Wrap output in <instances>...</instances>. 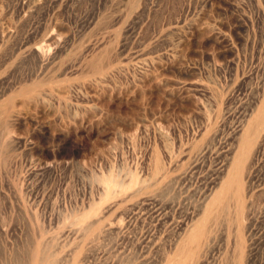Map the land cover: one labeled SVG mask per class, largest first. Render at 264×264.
<instances>
[{"label": "rangeland", "instance_id": "rangeland-1", "mask_svg": "<svg viewBox=\"0 0 264 264\" xmlns=\"http://www.w3.org/2000/svg\"><path fill=\"white\" fill-rule=\"evenodd\" d=\"M263 109L264 0H0V264H264Z\"/></svg>", "mask_w": 264, "mask_h": 264}, {"label": "bare ground", "instance_id": "bare-ground-1", "mask_svg": "<svg viewBox=\"0 0 264 264\" xmlns=\"http://www.w3.org/2000/svg\"><path fill=\"white\" fill-rule=\"evenodd\" d=\"M31 52H32V54H34L36 62L39 65L38 77H41V78H39L37 81H33L31 84H28V85L25 84L23 86V88L21 89V92L18 93V96L24 98L25 100H31L32 98H35V97H37V98L45 97L46 92L48 91L46 89L49 86L48 84H53L54 82H56V80H54V79H56V77L54 76L53 70H54V68L57 69V67L53 66L54 68L50 69L49 66H45L46 65V64H44L45 57H46V55H44L45 52L43 53V50H41V49H36L34 51H31ZM103 67H105V66H103ZM59 74H61V73H59ZM46 85H47V87H45ZM263 111H264V109H263ZM260 113H264V112H260ZM263 120H264V114H257L256 118L254 119V122H253L254 127L252 126L253 124H251V127H252L251 128L249 126L250 122H248L247 124H245L246 125L245 128L242 127L240 130V133L237 134V137L235 138V141L237 143V147L235 148V152H233V154H232L231 160H229L230 162L228 161L229 163L225 167L226 168V170H225L226 172L224 174L225 178H222L225 180L224 181L222 180V182H221L222 185H221L220 189L217 187L218 188L217 192L214 194V196L210 199L209 203L207 204V205H209L210 208L213 207L219 199H226V197L233 191L234 186L238 183L239 174L241 173V170L244 167L242 164L245 161L246 155L248 154L250 147L252 146L253 142L255 141V138H257L259 135L261 124H262ZM230 199H229V201H230ZM226 204H227V201H226L225 205ZM237 212H238V210H237ZM202 219L203 218H201V221L204 220V219L203 220ZM196 221L198 222V220H196ZM199 222L196 224H193L192 228L189 230V233L187 234V237L183 241V244L185 242H189V241H196L201 236V234L203 233L202 227L204 226V222L203 223H199ZM175 245H178V244L176 243ZM175 245L173 246L175 253L181 252L180 250H181L182 246L179 247V246H175Z\"/></svg>", "mask_w": 264, "mask_h": 264}]
</instances>
